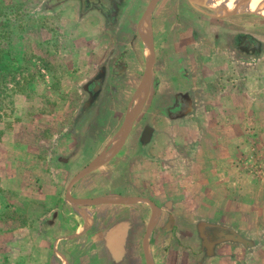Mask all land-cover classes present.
Listing matches in <instances>:
<instances>
[{
	"label": "rangeland",
	"instance_id": "rangeland-1",
	"mask_svg": "<svg viewBox=\"0 0 264 264\" xmlns=\"http://www.w3.org/2000/svg\"><path fill=\"white\" fill-rule=\"evenodd\" d=\"M46 1L0 0V264H48L46 257L50 249L53 251L52 264H67L66 259L71 264H87L91 261L93 254L80 252L84 240L78 244L73 239L63 241L61 244L65 250L60 247L64 251L58 252L59 244L55 246V235L59 228L67 235L77 229H86L88 225L83 223L79 214L88 208H95L100 217L103 216L94 226V232L109 226L113 215L108 211L107 204L81 203L107 198L95 196L93 188L84 192V189L76 186L79 182L73 186L71 183L89 165L100 158L106 159L120 141L118 139L122 138L120 133L126 122L129 104L135 99L146 69H136V65L126 69L129 63L122 62L121 54L124 47L128 49L132 61H135L134 55L140 54L139 45L126 42L137 36L136 24L139 19L145 18L152 0H100L99 5L106 7L105 12L109 11L108 7L113 10L108 20L102 17L103 22L108 26L120 22L122 28L129 26L130 30H117L114 36H108L105 32L100 37L105 46L100 51L102 60H98L97 74H94L93 66L96 62L93 64L90 59L91 49L96 47L92 44L95 40L92 30L84 34L96 20H91L85 6H81V13L88 16L87 20L72 21L57 13L49 16L44 7L48 3ZM49 1L46 6L48 9L63 3L78 5L74 0ZM204 19L207 27L206 57L215 55L223 60L205 62L204 69L198 70L202 72H196L199 75L196 74L193 87L202 85L205 72L206 77L218 75L225 77L228 82L237 74H242L243 80L248 83L250 73L255 70L244 65L240 73L238 58L248 57V63H254L249 57L264 58L263 15L231 14L219 17L209 7H195L189 0H159L153 13L154 47L155 68L161 74L156 82L162 81L160 83L165 85L163 91L176 88L180 92L186 90L187 85L180 71L198 66L197 44L203 37L196 25ZM225 34L236 36L231 45L234 50L225 43L214 45L215 42H224L219 38ZM108 46H113L117 57L101 65L108 54ZM263 64L257 67L260 71L259 81L264 79ZM118 66L120 69L115 68ZM109 69L113 70V74L108 76ZM257 87L264 91L263 84ZM102 94L104 100H122V117L121 114L113 115L110 110L106 113L105 108L94 109L97 98ZM160 95H163V99L158 95L155 99L166 105L170 98L165 97L164 93ZM188 98L185 95L179 98L178 103L169 110L172 117L182 116L189 111ZM146 99L145 92L136 99V107L140 111ZM246 103L247 107L242 102L240 114L244 121V138L222 142L226 152L228 148L232 151L227 153V162H217L215 153L218 145L214 141L197 140L192 144L181 142L180 149L191 151L194 148L195 154H206V172L198 171L203 165L197 166L201 158L196 157L194 168L197 170L186 173L187 181L193 178L194 184L184 191L180 189L178 194L168 191L166 200L170 202L159 206L160 211H163V220L152 236L153 244L162 238L163 243L168 245L178 238L177 233H180L178 241L181 245L189 244L188 240L193 238L198 224L207 221L199 218V213H206L207 192L212 193L213 197L220 190L232 197L236 196L232 205L236 210L231 211L228 203L212 206L214 218L209 221L210 226L206 227V234L209 235L206 246L212 247L217 243L218 240L214 239L216 232L226 231L216 227L225 225L228 227L226 234L234 238L228 241L236 243V249H242L245 264H256V259L264 255L258 251V247L261 248L259 244L264 245V98L260 97V108L253 122L246 120L247 113L253 110L252 102L248 98ZM256 113L255 108L253 114ZM139 117L140 112L131 130V133H136L135 141H138L137 133L142 130L138 124L141 122ZM228 125L227 131H233L232 123ZM185 126L179 124L178 130L183 131ZM112 134L114 136L108 140L106 137ZM73 135L78 141H73ZM96 135L98 138L92 139L91 136ZM10 180L15 185L13 190L5 186ZM103 181L106 182V179ZM98 189L94 188L97 192ZM226 208L227 214L223 212ZM171 211L184 217L177 221L169 220L166 215ZM188 212L193 213L191 215L194 217L186 219L185 214ZM159 229L166 231V234L160 236ZM46 231H50L49 236L45 235ZM255 242L259 246L253 245ZM168 246L169 249L172 243ZM174 248L176 250L178 246ZM173 254V260L179 261V251ZM107 263L108 259H105L104 264Z\"/></svg>",
	"mask_w": 264,
	"mask_h": 264
},
{
	"label": "crops",
	"instance_id": "crops-1",
	"mask_svg": "<svg viewBox=\"0 0 264 264\" xmlns=\"http://www.w3.org/2000/svg\"><path fill=\"white\" fill-rule=\"evenodd\" d=\"M46 2L49 3L50 1L48 0ZM48 3H45L44 7L49 16L57 13L59 16L68 17L69 20L72 21H76L77 19H80V21L88 19V16L82 15L81 6L77 2L78 5L75 6L63 3L62 5L60 4L55 8L49 9L46 8ZM89 13L91 20H96V22L93 24L95 25L94 28L92 27L93 25H90L91 28L84 31V34L85 32L92 30V36L96 40V43L95 40L92 42L96 47H91L92 53L90 54H92V58L90 59L93 64L96 62L93 66L95 69L94 74H97L99 68L97 64L100 63L98 60H102L100 51L104 50L105 46L104 41H102L100 37H102L105 32H107V35L112 34V36H114L115 32L120 30L124 31V29L130 30V27L123 26V29L120 22L118 25L108 26L103 22L101 15L96 12ZM142 21L143 20L139 19L136 24L137 36H134L135 38L132 37L134 40L132 39L131 42L129 39V42H126L128 44L134 43V45H139L140 54H138V56L134 55L133 58L135 61H132L130 58L126 47H124V51L121 54V58L123 59L122 62L129 63V66L126 67V69L130 68L132 65H136V69L146 68L149 64L150 58L146 53V46L141 37L144 26ZM124 22L127 23L128 21L124 20ZM154 27L155 25L153 24V29ZM196 28L201 31L203 37V40L197 44L199 51L198 66L194 68H186L187 70L185 72L180 71V75H182L186 82L185 86L187 85L186 90L180 92V90L176 88L168 92L165 90L163 91L165 85L160 83L162 81H158L159 84L156 82L157 77L159 75L161 76L160 71H158V68H154V79L149 92H147V99L140 111L139 120L141 122L138 121L140 122L138 124L142 130L137 133L138 141H135L136 137L134 136H136V133H130L124 146L113 157L106 161L100 168L81 179L76 185L77 187L79 186L84 189V192L93 188L92 191L96 193L95 196L107 198L109 200L138 199L139 201L129 204H107V206H109L108 211L110 210L109 212L112 213L113 216L110 219L109 226L97 233L93 231V228L97 224L98 219H103V216L100 217L99 211L97 212L95 208L86 209L88 212L85 211L83 214H79L82 217L81 220L83 223L88 225L86 226V229H77L71 235L63 234V231L60 230L61 228L57 230L59 233L56 231L57 234L55 236L57 241L55 242V246L59 244L58 252L65 250L61 242L71 241V239H73L76 244L84 240V244L80 247L82 249L80 252L91 253L93 254V258L95 257L87 264H104L105 259H108L107 264H148L147 257H149L150 264H245V260L243 261V254L241 253L242 249H236V243L228 241V239H234L233 237H222L216 241L217 243L214 246H206V242H209V235L206 234V227L210 226L209 221L214 218V210L212 206H215L216 204L222 206L224 203H228L230 204L231 211L236 210V208L232 207L236 196L232 197L226 192L220 190L218 192L219 194L213 197H211L212 193L207 192L206 213H199V218L207 221L206 223L200 222L198 224L193 238L188 240L189 244L186 243L181 245L179 243L178 238L180 233H177L178 238H176V240L174 239V241H171L172 246H170L169 249L168 245L171 243L168 245L166 242L163 243L162 238H160V241L157 244H153L152 242V236L155 235L159 222L163 220V211L162 209L160 211L159 206L161 203L170 202V200H166V197H168V191L178 194L180 189L184 191L194 184L195 181L193 178L187 181L186 173L197 170L194 168L196 157L201 158V162L197 166L203 165L198 171L206 170L204 167V165H206V154L204 152L195 154L196 149L194 148L191 151H188V149H180L181 142L184 144H192L197 140L214 141V144L218 145V149L215 153L217 162L220 160L227 162V153L229 150L231 151V149L226 148V152L222 142L226 140H241L245 135L242 131L244 121L240 117L242 102L247 107L248 104L246 103V100L249 98L252 102V109L255 110L256 108V114H253V110H250L251 115L247 113L246 120L253 122L256 115H258V108H260V97L264 98V91L259 90L257 87L258 84L264 85V79L259 81L260 71L257 69L258 66L264 63V58L257 59L249 57L254 63H248V57L238 58V62L241 64L240 73L242 72L241 70H243L244 65L255 70L254 73H250V77L248 78L251 79L248 83L243 80L244 76L242 74H237L234 76V79L228 82L225 77H219L218 75H209L206 77V72L203 71L205 72V75L202 78V85L197 87L192 86L194 84V78H196V74H198L196 72H202L198 70L204 69L205 62L207 64L210 60H223V58L216 57L215 55L208 58L206 57V19L201 20L200 23L196 25ZM200 31L198 32L200 33ZM229 35L225 34L224 36H221L219 39H223L224 42H215L214 45L217 44L216 46H220L219 44L225 43L228 47L230 46V48L233 49L231 45L236 36ZM110 41L114 43V41ZM208 46L210 47V45ZM106 50L108 54L101 62V65L107 63L109 59L117 57V55H114L113 46H108ZM245 62L247 64H245ZM262 66H264V64ZM115 68L120 69V66ZM170 72H172V70H170ZM111 74H113V70L109 69L108 76ZM218 84L219 86L216 88V85ZM123 93H125V89L123 90ZM160 93H164L166 94L165 97L168 96L170 98L166 105L159 103L155 99L157 95L160 99H163V95H160ZM153 94L155 96H153L154 98L152 99ZM183 95L189 97V111L182 116L174 118L171 116V111L169 112V110L178 103L179 98ZM123 96L125 97V94ZM102 97L103 94L100 98H97L96 103L94 104V109L105 108L107 110L106 113L111 111L113 115L121 114L122 117L123 112L120 110L123 107L121 105L122 100L118 98H108L109 100H104ZM253 101L255 102L254 104ZM123 105H125V101L123 102ZM105 109H103V111H105ZM237 113L239 115H237ZM230 123H232L234 129L233 131L229 130L231 132H228L227 127ZM179 124L186 125L185 128L183 127V131H180V129L178 130ZM113 136L114 134L106 138L110 140ZM72 137H74L73 141H78V138L76 139L74 135ZM91 137L95 140L98 138L97 135ZM133 140L135 142H132ZM95 149L97 150L98 148L96 147ZM82 151L83 150L81 149V152ZM75 152H77V149L74 153ZM64 162H67L66 159ZM218 171H220V167L218 168ZM0 176H2L1 170ZM103 179H106V182H104ZM112 185L114 187L111 188ZM5 186L13 190L15 185H13L10 180L8 183H5ZM94 188H99L98 192L94 190ZM49 200L52 202V199ZM147 201H149V203ZM226 210L227 208L223 210L225 214H227ZM191 214L189 212L185 214L186 219H188V217L193 218L194 216ZM183 217L176 211H171L166 215V218L169 220L176 221ZM54 219H56V217H54ZM216 228L222 231H228V227L225 225H220ZM208 229L211 230L210 228ZM159 230L160 236L162 233L166 234V231L162 229ZM189 230L192 229L190 228ZM226 232L224 233L226 234ZM0 234H2V231H0ZM45 235L49 236L50 231H46ZM175 245L178 246V249L176 250L180 253L179 261L173 260V252H176L174 248ZM253 245H260L261 248L258 247V251L264 253V245H257L256 242ZM52 252L53 251L50 249L47 253L46 262L48 264H52L53 262V260L51 262ZM95 259L97 261H93ZM263 259L264 255H260L259 259H256L258 260L256 264H264ZM66 261L67 264H71L67 259ZM252 261L255 263L254 259Z\"/></svg>",
	"mask_w": 264,
	"mask_h": 264
},
{
	"label": "water",
	"instance_id": "water-1",
	"mask_svg": "<svg viewBox=\"0 0 264 264\" xmlns=\"http://www.w3.org/2000/svg\"><path fill=\"white\" fill-rule=\"evenodd\" d=\"M159 0H152L150 3L146 16H145V23L142 29L141 37L145 43L146 46V53L149 56V64L146 67L145 70V75L143 77V81L136 93L135 99L131 102L130 108L128 110V114L126 117V122L125 125L122 129V132L120 133L121 139L117 145H115L114 149L109 153V155L106 157V159H98L95 161L93 164L89 165L85 170L81 171L79 175L72 181L71 186L75 185L77 182H79L81 179L86 177L87 175L91 174L93 171L96 169L100 168L106 161H108L111 157H113L126 143L132 127L134 125L136 116L140 112V108L137 106L136 107V102L141 95L142 92H149V89L152 85L153 79H154V68H155V61H156V52H155V47H154V29H153V13L155 11L156 5ZM190 3L193 6H202L205 5L208 7L207 0H189ZM70 186V187H71ZM72 200V199H71ZM76 201V200H73ZM139 201L138 199H133V200H127V199H119L117 201L109 200V199H96V200H87L86 202H81V203H86L89 205H96V204H129V203H135ZM78 202V201H76ZM149 203V201H147ZM158 220V219H157ZM156 220V221H157ZM153 224V222H152ZM152 228V227H151ZM148 258V264H150L149 257Z\"/></svg>",
	"mask_w": 264,
	"mask_h": 264
},
{
	"label": "bare ground",
	"instance_id": "bare-ground-1",
	"mask_svg": "<svg viewBox=\"0 0 264 264\" xmlns=\"http://www.w3.org/2000/svg\"><path fill=\"white\" fill-rule=\"evenodd\" d=\"M216 16L231 14H255L264 16V0H207ZM145 23V18L143 19Z\"/></svg>",
	"mask_w": 264,
	"mask_h": 264
},
{
	"label": "flooded vegetation",
	"instance_id": "flooded-vegetation-1",
	"mask_svg": "<svg viewBox=\"0 0 264 264\" xmlns=\"http://www.w3.org/2000/svg\"><path fill=\"white\" fill-rule=\"evenodd\" d=\"M74 1H76L80 6H85V9H87L88 12H96L97 14L101 15L107 20L109 19V17H111L113 13V10L110 9L109 7H108L109 11L105 12L106 7L103 6L102 4L99 5L100 0H74ZM115 1L118 2L122 0H115Z\"/></svg>",
	"mask_w": 264,
	"mask_h": 264
},
{
	"label": "trees",
	"instance_id": "trees-1",
	"mask_svg": "<svg viewBox=\"0 0 264 264\" xmlns=\"http://www.w3.org/2000/svg\"><path fill=\"white\" fill-rule=\"evenodd\" d=\"M1 95V94H0ZM2 96V95H1ZM222 237H226V238H232L231 236H230V234L228 235V234H225L224 232H219V231H217L216 232V234H215V238L214 239H216V240H218V239H220V238H222Z\"/></svg>",
	"mask_w": 264,
	"mask_h": 264
}]
</instances>
